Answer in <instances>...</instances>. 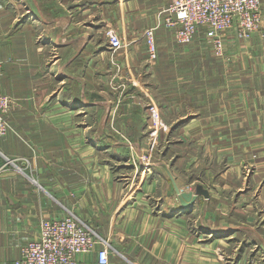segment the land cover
Here are the masks:
<instances>
[{
	"label": "crops",
	"instance_id": "obj_1",
	"mask_svg": "<svg viewBox=\"0 0 264 264\" xmlns=\"http://www.w3.org/2000/svg\"><path fill=\"white\" fill-rule=\"evenodd\" d=\"M170 2L0 0V92L15 99L14 130L0 135V264L20 257L42 217L69 213L107 241L109 264H264V7L262 31L247 38L229 31L224 61L215 62L212 45L197 34L189 47L203 53L202 39L206 60L191 95L82 94V78L92 70L98 81L108 78L101 65L112 53L132 79L149 76L148 59L142 74L135 68L146 54L144 31ZM109 26L129 39L128 47L110 51ZM156 36L161 83H193L173 30L161 25ZM216 74L224 77L222 92L215 91ZM229 84L237 87L226 90ZM150 98L167 106L162 130L177 134L174 151L163 149L162 159L146 154L157 141L103 138L96 124L78 120L107 108L127 116L121 123L142 137ZM197 169L217 187L206 183L210 197L183 207L171 174L185 189ZM79 259L101 264L96 251Z\"/></svg>",
	"mask_w": 264,
	"mask_h": 264
},
{
	"label": "built area",
	"instance_id": "obj_2",
	"mask_svg": "<svg viewBox=\"0 0 264 264\" xmlns=\"http://www.w3.org/2000/svg\"><path fill=\"white\" fill-rule=\"evenodd\" d=\"M262 0H171L159 12L160 21L145 29L147 51L157 56L155 32L161 26L173 29L179 43L186 44L203 32L218 56L225 55L226 34L234 30L239 37H251L262 24ZM113 51L123 47V39L114 27L106 29ZM3 61L0 59V74ZM15 99L0 92V135L14 130L9 113ZM153 125L159 124V112L150 107ZM17 165L18 158L7 159ZM4 165L0 166V172ZM100 245V246H99ZM96 251L101 264L110 263L107 241L75 213L61 217H42L37 235L22 246L20 257L13 264H86L79 255Z\"/></svg>",
	"mask_w": 264,
	"mask_h": 264
},
{
	"label": "rangeland",
	"instance_id": "obj_3",
	"mask_svg": "<svg viewBox=\"0 0 264 264\" xmlns=\"http://www.w3.org/2000/svg\"><path fill=\"white\" fill-rule=\"evenodd\" d=\"M264 5V0H262V4H261V13H262V18H263V6ZM263 23V20H262ZM169 28V27H168ZM171 29V28H170ZM173 30V29H172ZM256 31H262V24L261 27L256 30ZM118 32V31H117ZM145 32V31H144ZM200 32H198L197 34H199ZM203 33V32H201ZM228 33L226 34V44H225V55L224 56H218L215 52H214V59L215 62H217V60L219 61H224V59H228L229 55L226 51V47L228 46L227 43H231L228 41L229 37H228ZM197 34L195 37H197ZM235 36L237 38H240L239 36L236 35V33H234ZM107 42L109 40V37L107 35H105ZM122 37V36H121ZM145 38V36H144ZM175 38V36H174ZM123 39V47L122 48H126L128 47V45L130 44L129 39L127 37H122ZM155 39H156V44H157V56L155 58H152L148 51H147V43H146V38H145V43H146V48H145V53L143 54L145 55V57L142 59H139L138 64L135 66V68H138L137 73L142 74L144 72V68L145 65V60L148 59V61L151 63H149L151 65V69L149 72V76H144L141 80H136V79H132L131 74L128 70V64L123 63L120 60H115L114 57L117 58V55H114L113 53L111 54V58L110 60L108 59L106 62H102L101 67H103L102 69H104V71L106 72L108 78H106V80L103 81H98V75H94V70H92V72L89 74L88 77H83L82 78V94H88V93H104L107 95H111V98L113 99V97L116 96L120 97V98H124L127 97L128 95H131V97H133L134 95L138 94V93H142L144 95H157L163 91H166L168 94H172L173 92H175L176 90L182 91L184 94L186 95H191L192 92L196 91L194 88L196 87L195 83H199V79L198 76L200 75V72L202 71L201 66L203 64H201L202 61L206 60V44L203 43L202 41V46H203V53H200L199 51H196L192 48L189 47V45H191V42L186 43V44H182L179 43L176 38L175 40L179 43L180 47V51L181 53L178 55V58L182 57L183 58V70L185 75H193V83H191L190 81L187 82H183L182 84H177V86H175L174 83H165L163 85L162 81V76L160 75V71L161 68L158 67V62H159V57L161 55L159 47L160 44L157 40V36H156V32H155ZM203 39L209 43L210 45H212L211 41L209 40V38L206 37V35L203 33ZM195 39H193L194 41ZM106 41V40H104ZM164 46V44L162 45ZM188 47V49H185V47ZM213 47V46H212ZM112 49V48H111ZM214 49V48H213ZM113 51V50H110ZM118 51V50H117ZM210 53V51H209ZM163 56H168L167 53L164 52L163 50ZM155 63V67L153 68V64ZM145 65V66H144ZM95 68L99 67L96 66V64H94ZM101 67H100V71H101ZM134 68V67H133ZM98 69V68H97ZM126 70V71H125ZM84 71V69H83ZM153 71V72H152ZM136 72V71H135ZM220 73V71H219ZM221 75V73H220ZM218 74H216V81H215V91L216 92H222L223 90H225V87L222 86L220 87L219 84L222 83V81H224V77L220 76ZM170 78H174V75ZM86 80H88V82H86ZM96 81V82H95ZM135 81V82H134ZM99 82V83H98ZM219 86V87H218ZM229 86V88L232 87H237V85H226V90H229L227 87ZM164 87V88H163ZM90 95L88 94V98L90 97H94V95ZM129 97V96H128ZM99 100V99H97ZM123 100V99H122ZM120 103H130V101H119ZM147 109H148V116L144 117L148 122V128L147 131L144 132V134L142 135V137H140V135L138 133L132 132V131H128L127 130V125H123V122L121 123L122 119H124L125 123L127 122L126 120L128 119L127 116H118V115H111L109 114V112L107 111V108H105V111L102 112L100 115L96 116L95 114H88V115H82L81 117H79L78 120L81 121V123H93L96 124L98 129L96 135H101L103 138H108V136H114V135H118L119 138H123L125 140H137L138 136L141 140H147V142L150 141H157L158 143H155L154 146L150 147L149 150H146V154H153L154 156L158 157L157 159H162L161 158V151L166 150L168 151L170 148L172 149V152L174 151V141L177 139L176 136L173 134H171L170 132H164L162 129H164V120H163V111L164 109H167V106L160 103L159 100H154V99H149L147 102ZM108 104V103H107ZM154 105L155 110H157L159 112V124L154 127L153 125V120L151 114V110L150 107ZM186 108L187 103L184 104ZM106 105H104L105 107ZM122 105H120L121 107ZM163 107V108H162ZM110 111V110H109ZM118 119H119V124H118ZM143 120V119H142ZM121 127V128H119ZM120 130H126V131H120ZM91 134H94V132H91ZM138 134V135H137ZM117 136V137H118ZM185 143V142H184ZM196 147H198L199 145L196 144L194 145ZM192 145L187 144L186 142V148H191ZM203 147H201L202 149ZM150 151V152H149ZM149 152V153H148ZM204 153H206V149L204 150ZM204 153L202 150H200L199 155L200 156H204ZM141 155L143 156V159L146 160V158H148V155ZM173 154V153H172ZM216 156L214 157L216 159V161H218L219 159V153H215ZM219 163H222V158L220 160ZM220 168V167H218ZM200 169H197V171H193L191 173H188V183L186 184V187H184L185 189L183 190H196L198 185H201L203 188L208 189L209 188L206 186L207 184H210V188H215L217 181L215 180V184L214 186L212 185V182L208 183L207 180H205L204 178H202L203 176V172L199 171ZM191 175L195 176V179L190 178ZM201 177V178H198ZM214 182V181H213ZM204 196V195H203ZM210 197V195H209ZM207 197V198H209Z\"/></svg>",
	"mask_w": 264,
	"mask_h": 264
},
{
	"label": "water",
	"instance_id": "obj_4",
	"mask_svg": "<svg viewBox=\"0 0 264 264\" xmlns=\"http://www.w3.org/2000/svg\"><path fill=\"white\" fill-rule=\"evenodd\" d=\"M171 178L175 187V190L178 194L179 200L183 207L192 206L197 200L199 195H204L205 197H209L210 193L208 189L203 188L201 185H198L196 190H183L176 182L175 178L171 174Z\"/></svg>",
	"mask_w": 264,
	"mask_h": 264
}]
</instances>
